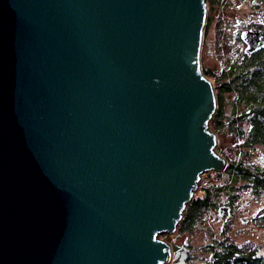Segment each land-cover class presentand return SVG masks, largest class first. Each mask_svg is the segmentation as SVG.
<instances>
[{
  "label": "water",
  "instance_id": "1",
  "mask_svg": "<svg viewBox=\"0 0 264 264\" xmlns=\"http://www.w3.org/2000/svg\"><path fill=\"white\" fill-rule=\"evenodd\" d=\"M207 1L0 0V264H186L158 235L228 164Z\"/></svg>",
  "mask_w": 264,
  "mask_h": 264
},
{
  "label": "rangeland",
  "instance_id": "2",
  "mask_svg": "<svg viewBox=\"0 0 264 264\" xmlns=\"http://www.w3.org/2000/svg\"><path fill=\"white\" fill-rule=\"evenodd\" d=\"M218 6L219 10H223L224 21L221 26L212 20L211 26L207 23L201 66L203 74L220 95L211 126L219 140L216 151L228 159V166L220 172L203 174L178 230L158 235L167 239L173 247L181 245L185 238L189 239L194 248L193 264H208L214 248L221 250L232 246L254 250L258 257H264V217L254 218L257 211L264 207V188L256 191L250 182L240 176H232L230 171L232 164L239 163V167L256 168L264 173V162H261L264 161L261 159V155L264 156L263 147H243L247 137L240 133V129H247L248 124L242 123L239 117L249 106L241 100L236 87L240 73H252L258 68L257 63H264V53L250 60L244 56L237 33L247 25L244 23L246 11L243 0H229ZM225 10L234 12L233 17H227ZM227 203L234 206V215L230 219L220 218L218 208ZM198 206L200 210L196 214L194 208ZM243 219L247 222L244 223Z\"/></svg>",
  "mask_w": 264,
  "mask_h": 264
},
{
  "label": "trees",
  "instance_id": "3",
  "mask_svg": "<svg viewBox=\"0 0 264 264\" xmlns=\"http://www.w3.org/2000/svg\"><path fill=\"white\" fill-rule=\"evenodd\" d=\"M257 66L258 68L252 73L245 75L240 73L241 76L237 78L236 87L239 90L241 100H244V103L249 106L248 110L239 117L242 123L248 124L247 129H243V127L240 129V133L247 137L243 147L258 146L264 149V63H257ZM220 91L222 92L221 89ZM216 94L218 101H220L218 89ZM238 164L231 165L232 176H240L243 180L250 182L256 191H261L264 188L262 170H256V168L252 170L246 166L239 167ZM194 210L198 214L200 207L198 206ZM194 210H192L193 215ZM244 249L246 248L236 246L223 247L221 250L214 248L208 264H264V257H258L254 250Z\"/></svg>",
  "mask_w": 264,
  "mask_h": 264
},
{
  "label": "flooded vegetation",
  "instance_id": "4",
  "mask_svg": "<svg viewBox=\"0 0 264 264\" xmlns=\"http://www.w3.org/2000/svg\"><path fill=\"white\" fill-rule=\"evenodd\" d=\"M228 1L229 0H208L207 1L206 23L208 24L210 23V26H211V20H212L215 22V24L221 26L223 24L225 15L223 13V10L218 9L219 7L218 5H224ZM243 7H244V10L246 11V14L244 15L246 16L244 23H247V25L240 28L237 31V33L239 34V42L243 50L244 56L246 59L250 60L253 58L255 59L257 55L264 53V48L257 50L255 52H252L251 54H247L246 53L247 43L244 40H242L241 35L242 33L248 32V31H254V30L264 31V0H243ZM226 13H227L226 15L227 17L229 18L233 17L234 12L226 11ZM261 162H264V161H261ZM226 205L231 207V210H232L231 216L234 215V209H235L234 206L228 203ZM247 206H249V204ZM186 241L189 242V249H190L189 254L186 258V264H193L192 259H193L194 248L192 247L191 241L187 238L183 240V243L181 245L174 246V247L172 246L173 256L175 255V252H177L179 249L184 247ZM169 264H172V263H169Z\"/></svg>",
  "mask_w": 264,
  "mask_h": 264
}]
</instances>
